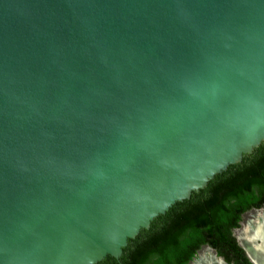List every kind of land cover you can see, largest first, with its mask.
Masks as SVG:
<instances>
[{
  "label": "water",
  "instance_id": "95a60500",
  "mask_svg": "<svg viewBox=\"0 0 264 264\" xmlns=\"http://www.w3.org/2000/svg\"><path fill=\"white\" fill-rule=\"evenodd\" d=\"M263 150L264 0H0V264H110Z\"/></svg>",
  "mask_w": 264,
  "mask_h": 264
},
{
  "label": "trees",
  "instance_id": "16d2710c",
  "mask_svg": "<svg viewBox=\"0 0 264 264\" xmlns=\"http://www.w3.org/2000/svg\"><path fill=\"white\" fill-rule=\"evenodd\" d=\"M264 205V150L257 159L224 177L110 264H187L203 245L228 259L229 251L253 264L231 230L241 215Z\"/></svg>",
  "mask_w": 264,
  "mask_h": 264
},
{
  "label": "bare ground",
  "instance_id": "6f19581e",
  "mask_svg": "<svg viewBox=\"0 0 264 264\" xmlns=\"http://www.w3.org/2000/svg\"><path fill=\"white\" fill-rule=\"evenodd\" d=\"M260 214H258L259 216ZM242 230V229H241ZM239 238L249 249V256L252 258L255 264H264V224L262 223L261 217L257 221H250L247 228L244 231H240ZM260 241L258 245H254V240ZM240 242L242 243V241ZM242 243V245H243ZM249 244V246H248ZM254 249V252H252ZM214 256V255H213ZM215 257V256H214ZM216 258V257H215ZM193 264H222L219 259L212 258V252L209 248L200 254V257L193 262Z\"/></svg>",
  "mask_w": 264,
  "mask_h": 264
},
{
  "label": "flooded vegetation",
  "instance_id": "af4514ba",
  "mask_svg": "<svg viewBox=\"0 0 264 264\" xmlns=\"http://www.w3.org/2000/svg\"><path fill=\"white\" fill-rule=\"evenodd\" d=\"M250 210H256L255 211V213H258V212H261L260 213V215L259 216H256V214H254V215H252L251 214V216L248 218V219H246V221L245 222H242V217H243V215L246 213V212H248V211H250ZM261 217V220H262V223L264 224V205L263 206H261V207H252V208H250V209H248V210H246L245 212H243L242 213V215H241V219L239 220V225L237 226V227H233L232 228V230H231V233H232V235L235 237V239H236V242H237V244L238 245H240L241 246V244L239 243V241L241 240V237L239 238V234L241 235V233H240V231L242 232V231H244V229L245 228H247V225H248V223L251 221H257V220H259V218ZM242 229V230H241ZM242 241V240H241ZM242 243H243V241H242ZM255 245V244H254ZM203 246H205V247H208L209 249H210V251L212 252V258L213 259H217V258H215L214 256H213V254L214 253H216L217 255H218V253H217V251H216V249L215 248H213L212 246H210V245H208V244H203L200 248H202ZM242 246H244V247H242ZM241 247L243 248V250H244V253H245V255L247 256V254H246V252H248V254H249V249L245 246V244L243 243V245H242ZM248 246H249V244H248ZM205 247L204 248H202L200 251H199V249L196 251V253L199 251V253H198V255L196 256V258H194L193 259V261H191V263L190 264H193V262L195 261V260H197L199 257H200V253H201V251L202 250H204L205 249ZM211 247V248H210ZM245 248V249H244ZM245 250H246V252H245ZM252 252H254V249H253V251ZM195 256V255H194ZM219 257H222L228 264H246L244 261H242V259L240 258V259H238L237 257H235V255H234V253L233 252H231V251H229V253H228V259H225V257L223 256V255H218ZM248 257V256H247ZM248 259H249V257H248ZM250 260V259H249ZM189 261V262H190ZM251 261V260H250ZM188 262V263H189ZM252 262V261H251ZM187 263V264H188ZM253 263V262H252ZM254 264V263H253Z\"/></svg>",
  "mask_w": 264,
  "mask_h": 264
},
{
  "label": "rangeland",
  "instance_id": "374dc122",
  "mask_svg": "<svg viewBox=\"0 0 264 264\" xmlns=\"http://www.w3.org/2000/svg\"><path fill=\"white\" fill-rule=\"evenodd\" d=\"M255 211H256V210H250V211L246 212V213L243 215V217H242V218H243V219H242V222H245L246 219H248V218L251 216V214H252V215L256 214V216H258V214L261 213V212L255 213ZM204 247H205V246H203L202 248H204ZM202 248H200L199 251H200ZM207 248H208V247H205V249L202 250L201 253H203L204 251H206ZM199 251L195 254V256L192 258L191 261H193V259L196 258V256L198 255ZM201 253H200V254H201ZM191 261H190L188 264H190Z\"/></svg>",
  "mask_w": 264,
  "mask_h": 264
}]
</instances>
